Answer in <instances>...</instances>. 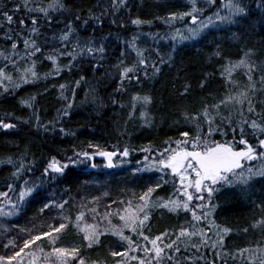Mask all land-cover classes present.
<instances>
[{
  "label": "snow or ice",
  "instance_id": "obj_1",
  "mask_svg": "<svg viewBox=\"0 0 264 264\" xmlns=\"http://www.w3.org/2000/svg\"><path fill=\"white\" fill-rule=\"evenodd\" d=\"M143 3L137 0L135 7ZM0 5V98L15 97L24 85L71 77L51 84L62 102L54 118L41 119L37 94L20 97L17 103L30 114L0 115L5 136L75 137L64 121L76 106L86 104L97 115L108 107L127 110L121 135L134 119L142 122L140 127L152 128L157 100L143 87L163 66L173 67L176 43L197 41L211 29L249 23L256 12V20L264 24V0H186L183 10L152 19L134 14L131 0H94L87 8L68 0H0ZM156 21L167 31H144ZM242 37L243 30H238L230 33L231 44L214 41L206 58L212 71H202L195 86L187 78L179 86L173 83L179 101L173 125L183 122L190 130L180 131L179 139L168 137L162 148L125 144L110 151L89 142L86 148L74 146L70 155L37 156L25 142L15 156L0 159L12 169L6 190L0 191V264H109L88 258L108 237L114 238V246L107 249L110 264H264V49L244 44ZM160 41L174 42L166 55L155 46ZM113 42L118 51L112 49ZM228 47H236L238 55H230ZM217 79L220 91H207ZM110 85L112 91L103 93ZM195 89L201 93L198 104L191 99ZM78 90L83 99L78 100ZM137 150L149 154L137 171H156L158 180L127 199L112 200L103 211L100 197H81L77 204L72 197L45 194L46 186L57 183L72 166L98 155L112 168L114 157ZM42 195L30 227L7 223L29 198ZM231 195L243 199L252 213L238 227L218 222V211ZM157 210L183 215V223L153 234L151 220ZM69 230L80 243L63 242ZM241 236L255 238L229 246L230 238Z\"/></svg>",
  "mask_w": 264,
  "mask_h": 264
},
{
  "label": "trees",
  "instance_id": "obj_2",
  "mask_svg": "<svg viewBox=\"0 0 264 264\" xmlns=\"http://www.w3.org/2000/svg\"><path fill=\"white\" fill-rule=\"evenodd\" d=\"M68 2L69 4H79L82 8H87L94 3V0H68ZM131 4L133 5L134 14L152 19L155 15L163 16L169 11L183 10L186 0H144L143 7L140 8L135 7L137 0H131ZM258 16H260V13L256 12L255 17ZM255 17L249 23L242 22L240 25L232 26L230 30L211 29L210 32L197 41L175 44L176 51L173 53L175 63L173 67L163 66L161 74L155 80L145 82L143 87V91H150L157 100V104L152 109V114L155 117L154 127H140L142 122L134 119L128 122L126 134L121 135V132H125L124 123L127 119V110L108 107L97 115L91 105H78L72 111L71 116L65 118L64 121L68 128L76 131L75 137H60L54 134L37 137L35 133L31 136H24L23 133L5 136L0 133V159L10 155L15 156L24 148L25 142L31 144L32 151L37 156L47 155L48 153L60 156L63 154L70 155L74 146L86 148L89 142L100 144L111 151L113 150V145H119L122 148L125 144H129L136 149L149 144L154 148H162L163 141L168 137L173 139L181 138L179 132L190 129L183 122L179 125H173V120L178 118L176 113L178 112L177 105L179 103L173 92V83L179 86L182 79L187 78L195 86L202 71H212V68L206 63V58L209 55V50L214 47V41L219 40L224 45L231 44L232 41L228 38L231 32L243 30L242 39L244 44L255 45L257 48L264 49V24H260ZM249 24L252 26L250 27ZM108 27L109 25L106 24L105 31L108 30ZM127 31V29L121 30V34H127ZM144 31L163 33L167 29L156 21L151 29L145 27ZM173 43L172 41H160L155 46L160 49L162 55H166L171 50ZM152 45L153 42L148 41V46ZM112 49L118 51V45L115 42L112 44ZM225 50L233 57L238 55L236 47H228ZM46 64L47 62L43 66L44 71L47 70ZM178 73L181 79H177ZM66 79H71L69 74H65L64 78L59 79V81H40L36 84L24 85L15 97L0 98V115H3L6 111H12L16 115L26 118L30 114V110L21 108L17 100L23 96L37 94L36 106L41 119L47 121L54 118L56 110L61 106L62 102L56 98V90L51 88V84L64 82ZM46 87L48 91H45ZM111 91V85L102 89L103 93H110ZM207 91H220V81L218 79L214 81ZM207 91L203 95H207ZM200 95V90L195 89L191 98L193 104H198ZM77 98L78 100L83 99V91H77ZM161 99L164 101L163 104L159 103ZM124 100L126 102L127 97H124ZM24 131L26 132L27 129H24ZM217 138L219 139L220 137ZM17 144L19 148L16 147ZM146 155L149 154L137 150L133 151L126 159L123 156H119L114 160L115 167L113 169H107L102 161L94 157L91 161L67 169L65 176L61 177L57 183L46 186L45 194L55 199L72 197L77 204H79L81 197L86 199L100 197L99 207L103 211L104 205L111 203L112 200L127 199L133 192L139 193L149 184L158 180L160 173L156 171H137L138 169H143ZM151 155L154 156L155 153ZM91 163L95 164L98 170L91 169ZM11 171V166L0 164V191L6 190V182L10 178ZM66 189L69 190L67 193L65 192ZM160 191L161 194H165L164 189ZM260 194V191L257 190L256 196ZM43 199V195L29 198L30 202L23 206L20 214L10 218L7 223L10 225L15 222L19 226L30 227L32 218L36 215ZM229 199L230 202L224 210L218 211V222L233 227L246 224L252 215L250 206L236 195H231ZM71 211L75 213L77 209L73 208ZM183 219V215L178 218L162 210H157L153 213L151 220L152 233L158 234L164 229L174 228L178 224L183 223ZM254 238V236L230 238L232 242L229 246H242ZM63 242L65 244L80 243V239L73 231L69 230L65 234ZM110 246H114V238H104L103 246L99 249L91 250L88 253V258L99 261L107 260L110 264L111 257L107 256V249Z\"/></svg>",
  "mask_w": 264,
  "mask_h": 264
},
{
  "label": "water",
  "instance_id": "obj_3",
  "mask_svg": "<svg viewBox=\"0 0 264 264\" xmlns=\"http://www.w3.org/2000/svg\"><path fill=\"white\" fill-rule=\"evenodd\" d=\"M118 156H119V155H118ZM118 156H116V157H114V158H117ZM99 158H100V159H103V160L106 162V164H107V161H106L103 157L100 156ZM114 158H113V159H114Z\"/></svg>",
  "mask_w": 264,
  "mask_h": 264
},
{
  "label": "rangeland",
  "instance_id": "obj_4",
  "mask_svg": "<svg viewBox=\"0 0 264 264\" xmlns=\"http://www.w3.org/2000/svg\"><path fill=\"white\" fill-rule=\"evenodd\" d=\"M143 167H144V166H143ZM143 167H142V168H143ZM91 169L98 170V168H96V167H92Z\"/></svg>",
  "mask_w": 264,
  "mask_h": 264
}]
</instances>
